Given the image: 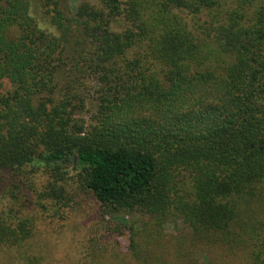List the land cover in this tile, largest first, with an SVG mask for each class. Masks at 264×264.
Wrapping results in <instances>:
<instances>
[{
	"label": "trees",
	"instance_id": "obj_1",
	"mask_svg": "<svg viewBox=\"0 0 264 264\" xmlns=\"http://www.w3.org/2000/svg\"><path fill=\"white\" fill-rule=\"evenodd\" d=\"M43 1L55 32L30 0H0V175L44 167L41 202L76 172L104 215L149 217L138 264H264V0ZM15 208L0 249L34 236ZM179 222L190 233L162 248Z\"/></svg>",
	"mask_w": 264,
	"mask_h": 264
},
{
	"label": "rangeland",
	"instance_id": "obj_2",
	"mask_svg": "<svg viewBox=\"0 0 264 264\" xmlns=\"http://www.w3.org/2000/svg\"><path fill=\"white\" fill-rule=\"evenodd\" d=\"M30 1L32 15L40 26L55 32L42 14L40 6L44 1ZM60 1L64 10L72 12L83 2L96 3V0ZM9 88V82L3 81L0 93ZM92 112L94 108L90 106L89 113ZM76 174L67 171L57 184L64 188L59 201L53 197L42 198L41 202L37 197L57 180L44 167L27 166L18 173L0 175V208L16 207L20 209L18 217H31L36 223L34 236L25 245L0 249V264H138L132 254L131 232H138L136 240L139 243L144 241L143 238H149L143 232L149 224V217L141 213H121L117 217L104 215L94 195L84 188ZM28 191L33 194L31 199L24 196ZM4 192H8L7 198L3 197ZM189 233L183 222L167 225L160 246H175L178 238ZM165 254L169 256V253ZM193 256L200 264H248L240 252L226 255L220 252L205 254L198 250Z\"/></svg>",
	"mask_w": 264,
	"mask_h": 264
}]
</instances>
